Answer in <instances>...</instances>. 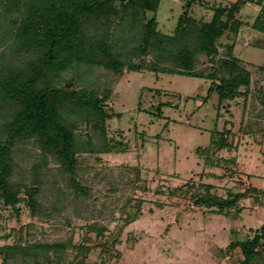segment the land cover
Wrapping results in <instances>:
<instances>
[{
	"label": "rangeland",
	"instance_id": "1",
	"mask_svg": "<svg viewBox=\"0 0 264 264\" xmlns=\"http://www.w3.org/2000/svg\"><path fill=\"white\" fill-rule=\"evenodd\" d=\"M229 3L203 0L194 16L210 20L213 7ZM183 5L184 0L161 1L156 14L161 32H175ZM259 9L247 4L238 13L245 23L240 33L228 32L218 42L217 58L227 54L228 45L234 43V54L250 69L247 97L219 103L208 77L144 68L118 74L96 67L92 81L100 95L108 94L107 110L112 114L107 120L112 151L78 155V174L88 188L86 196H73L52 158L42 163L41 178L47 184L40 195V213L33 216L24 201L17 207L1 203L0 245L72 241L62 264L82 258L85 264H239L240 249L230 250V243L253 236L264 224V70L260 68L264 35L252 28ZM212 65L204 55L197 56L196 70L208 74ZM70 76H64L63 86ZM83 85L76 82L74 88ZM79 128L83 139L86 133L94 136L85 124ZM225 130L230 131L227 137L232 148L215 150L211 139L219 140ZM20 147L17 179L29 183L31 166L41 161V151L35 144ZM206 156L212 162L207 163ZM206 184L223 198L239 191L248 195L228 215L216 214L210 207L195 204ZM59 190L68 195L60 211L52 207ZM138 205L140 217L120 233L125 217ZM91 223L105 227L102 236L88 231ZM79 244L93 248L84 254L75 248Z\"/></svg>",
	"mask_w": 264,
	"mask_h": 264
},
{
	"label": "trees",
	"instance_id": "2",
	"mask_svg": "<svg viewBox=\"0 0 264 264\" xmlns=\"http://www.w3.org/2000/svg\"><path fill=\"white\" fill-rule=\"evenodd\" d=\"M161 1L0 0V204L17 207L24 201L37 216L47 184L41 178L42 163L48 158L58 165L73 196L87 195L88 188L79 179L78 155L112 151L107 133V120L112 117L107 110L108 94L100 95L92 81L98 66L118 74L124 69L144 68L162 74L208 77L219 103L249 95L250 69L234 54V43L228 45L227 54L217 58L218 42L228 32L240 33L245 23L238 13L247 4L260 6L252 28L264 35V0L220 4L213 7L210 20L194 16L203 0H184L173 34L158 29L156 14ZM199 55L213 63L211 73L196 70ZM148 56L153 59L147 60ZM260 68L264 70V62ZM68 75H72L70 81L63 86ZM76 82L84 85L75 89ZM81 124L90 127L94 136L86 133L83 139L79 135ZM229 133L225 130L219 140L212 138L211 146L215 150L232 148ZM27 144H35L41 151V161L31 166L29 183L17 179L21 173L17 156L23 150L20 146ZM206 162H212L208 156ZM205 187L204 193L196 195L195 204L221 215H228L248 195L239 191L223 198L211 192L212 185ZM54 194L52 207L60 211L68 195L62 190ZM141 212L138 205L125 217L119 232ZM105 230L96 223L88 225V231L97 236ZM70 246L72 241H18L0 245V256L2 264H62ZM75 248L85 254L93 247L79 244ZM236 248L242 255L239 264H264V224L253 236L232 241L229 249ZM85 263L82 258L74 264Z\"/></svg>",
	"mask_w": 264,
	"mask_h": 264
}]
</instances>
